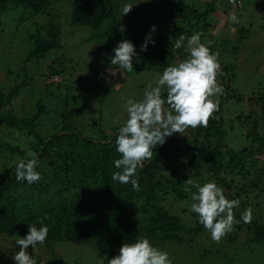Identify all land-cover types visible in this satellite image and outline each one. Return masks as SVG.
I'll return each instance as SVG.
<instances>
[{
	"label": "trees",
	"instance_id": "obj_1",
	"mask_svg": "<svg viewBox=\"0 0 264 264\" xmlns=\"http://www.w3.org/2000/svg\"><path fill=\"white\" fill-rule=\"evenodd\" d=\"M49 3V0H0V14L13 7L43 12ZM175 3L179 6L183 25L168 30L159 46L152 47L149 43L146 51H141L145 38L121 32L119 6L115 0H72L70 22L100 28L108 21L107 28L102 31L107 44L114 41L113 49L122 39L134 44L138 53L133 59L135 72L156 70L163 74L166 67L188 58L187 39L181 48L173 47L181 34L187 38L201 33V43L203 37L208 36L204 44L212 52L219 53L218 60L224 73L217 75V82L220 80L223 86L219 111L213 113L208 126L189 127L183 134L166 137L162 146L157 145L152 158L143 161V166L138 167L137 175L133 177L140 186L136 191L131 183L112 180V174L119 171L114 161L121 158L113 133L122 124L95 135L92 131L78 129L65 106L70 99L68 93L57 100L61 103L59 113V109L51 113L48 107L54 106L44 104L35 94L31 110L27 113L22 107L25 113L18 116L13 111L12 101L27 92L32 95L34 89L30 90L26 79L6 91L0 88V234L26 236L29 224L40 227L38 221L42 219L49 229L46 241L78 239L92 243L106 263L119 254L122 243L135 242L139 237H146L154 247L168 241L178 244L192 241L197 235L206 236L210 232L191 210L192 224H186L172 210L175 205L172 202L192 200L196 187L186 183L191 178L200 185L214 181L224 190L227 199L241 200L240 206L233 209L235 219L240 221L234 226V233L246 228L249 241L264 242V222L252 218L250 223H244L240 218L241 212L251 205L246 193L251 188L264 189V184L261 186L256 179L259 174H264L263 166L257 163L258 156H264V133L260 131V122L264 123V91L251 92L252 95L258 93V97L253 96L247 101L250 103L248 115L239 108L234 116L228 115V119L223 116L226 106L243 100V95L232 88L235 64L226 58L238 54L249 31L238 27L232 40L213 35L208 32L210 15L215 11L212 1L203 10L183 1ZM60 35V25L56 22H48L31 33L28 39L32 48L20 69L27 70L28 61L45 57L51 50L61 51ZM58 56L63 58V55ZM178 57L180 61H177ZM61 62L46 68L49 77H61L60 72L64 71ZM111 67L120 69L118 65ZM59 82L54 80L40 89L48 91L54 83L60 89ZM50 94L55 99V94ZM238 121L245 123L246 132L242 135L244 145L235 148L228 142L227 134ZM28 150L37 153L39 163L35 170L41 174V179L32 184L15 178L16 162L25 158ZM255 167L248 187L242 186L239 192L237 189L233 194L228 193L227 189L234 181L227 180L225 174L236 172L247 178ZM187 169L192 174L184 175ZM167 200H172L170 206H167ZM37 264L41 262L38 260Z\"/></svg>",
	"mask_w": 264,
	"mask_h": 264
},
{
	"label": "rangeland",
	"instance_id": "obj_2",
	"mask_svg": "<svg viewBox=\"0 0 264 264\" xmlns=\"http://www.w3.org/2000/svg\"><path fill=\"white\" fill-rule=\"evenodd\" d=\"M175 1H183L200 10L205 9L207 3L212 1L215 11L210 15L208 32L213 35L232 40L237 35L238 27L248 29L238 54H229L226 58L235 64L232 88L243 95V100L226 106L228 108H225L223 116L228 119V115L234 116L239 108L245 111V116L248 115L250 103L247 101L253 96L258 97V93L252 95L251 92L264 91V0H239V8L228 3V0H115V4L119 6L121 32L131 37L142 36L144 39L155 25L156 31L151 32L155 44L150 45L159 46L168 30L183 25L179 6ZM49 2L48 9L43 12H33L28 7H13L0 14V88L6 91L26 79L31 86L30 90L34 89L32 95L27 92L23 97L12 101L13 111L18 116L25 113L22 107H25L27 113L31 110L35 94L44 104L51 103L54 106L48 107L51 113L56 109H59V113L61 103L57 100L68 93L70 99L65 106L78 129L92 131L95 135L101 130L116 128L127 119L123 107L126 100L142 99L147 85L154 83L162 73L156 70L127 72L121 68L114 69L109 59L115 54L114 41L107 44L102 35L108 21L100 28L75 25L70 22L72 0ZM125 4L133 7L123 16L122 8ZM231 12L236 13L237 23L230 21ZM48 22L60 25L61 51L51 50L45 57L28 61L27 70L22 71L20 66L24 64V59L32 48L29 35ZM203 38V43H207L208 36ZM58 54L63 55V58ZM58 61H62L64 66V71L60 72L61 77H49L46 68L56 65ZM177 61H180L179 57ZM109 68L117 75H111ZM54 80L60 81V89L54 83L50 90L41 91L43 85ZM51 92L55 94V99L51 97ZM220 96L218 94L211 99L219 102ZM5 108L8 109V105ZM238 122H235L234 128L228 129L227 134L228 142L235 148L244 145L242 135L246 129L245 123ZM260 131L264 133L263 122H260ZM258 158L257 163L264 168V156ZM255 169L256 167L250 170L247 178H242L236 172L225 174L227 180L234 181L227 189L228 193L233 194L237 189L239 192L242 186L248 187ZM187 174H192V171L184 170V175ZM203 178L207 181L206 175ZM256 179L263 186L264 174H259ZM246 194L253 210V218L264 222V189L251 188ZM244 199L245 195L242 194V200ZM171 202L172 200H167V206ZM172 203L175 204L172 210L186 224H192L194 219L190 210L193 201ZM205 235H197L192 241L179 244L168 241L156 247L169 254L172 264H264V242L249 241L250 234L246 228L227 233L219 242L213 241L210 233ZM19 237L24 236L0 234V264H14L12 256L19 250L15 244ZM28 251L41 264H108L98 255L92 243L78 239L46 241L43 245H37L35 250L29 246Z\"/></svg>",
	"mask_w": 264,
	"mask_h": 264
},
{
	"label": "clouds",
	"instance_id": "obj_3",
	"mask_svg": "<svg viewBox=\"0 0 264 264\" xmlns=\"http://www.w3.org/2000/svg\"><path fill=\"white\" fill-rule=\"evenodd\" d=\"M132 7L125 4L123 16ZM229 19L233 23L238 22L235 12L229 13ZM155 31L156 26L153 25L141 45V51H146L149 43L155 44L151 36ZM200 37L201 33L187 38L181 34L173 47L181 48L187 39L188 58L166 67L154 83L147 85L142 99L126 100L123 107L127 119L114 134L116 151L121 158L114 161L119 171L112 174L113 181L131 183L133 190L139 191V182L133 177L137 175L138 167L143 166V161L152 158L155 147L162 146L166 137L174 133L183 134L189 127H207L213 113L219 111V102L211 99L223 92V86L217 82V75L224 74L218 60L219 53L212 52L209 46L201 43ZM113 52L114 56L109 57L111 65H118L127 72L134 71L133 59L138 53L131 41L122 39ZM108 71L113 76L117 75L110 68ZM165 92L166 96L163 95ZM38 163L37 153L28 150L25 158L16 162V180L27 181L28 184L39 181L41 174L35 170ZM186 183L196 187V192L191 195V211L198 215L199 223L210 232L212 240L219 242L240 222L235 219L233 211L240 206V201L227 199L224 190L214 181L200 185L188 178ZM240 218L244 223H250L252 208L249 206L241 212ZM38 223L40 227L29 224L27 235L15 241L19 250L12 256L14 264H37L29 254V246L35 250L37 245H43L49 232L42 219ZM108 264H172V261L167 252L154 247L146 237H139L135 242L122 243L119 254L108 260Z\"/></svg>",
	"mask_w": 264,
	"mask_h": 264
},
{
	"label": "built area",
	"instance_id": "obj_4",
	"mask_svg": "<svg viewBox=\"0 0 264 264\" xmlns=\"http://www.w3.org/2000/svg\"><path fill=\"white\" fill-rule=\"evenodd\" d=\"M229 3H231L234 6H238V4L239 6L241 5L239 0H229Z\"/></svg>",
	"mask_w": 264,
	"mask_h": 264
},
{
	"label": "water",
	"instance_id": "obj_5",
	"mask_svg": "<svg viewBox=\"0 0 264 264\" xmlns=\"http://www.w3.org/2000/svg\"><path fill=\"white\" fill-rule=\"evenodd\" d=\"M117 132H118V130H117L115 133H117ZM115 133H113V136H114ZM113 136H112V137H113ZM112 137H111L108 141H111Z\"/></svg>",
	"mask_w": 264,
	"mask_h": 264
}]
</instances>
